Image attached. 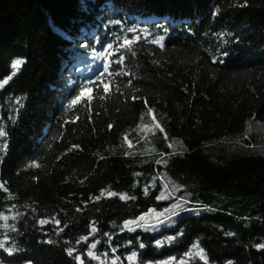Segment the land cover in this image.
<instances>
[{
	"label": "trees",
	"instance_id": "trees-1",
	"mask_svg": "<svg viewBox=\"0 0 264 264\" xmlns=\"http://www.w3.org/2000/svg\"><path fill=\"white\" fill-rule=\"evenodd\" d=\"M121 23L105 73L97 32ZM149 109L185 147L164 166L122 144ZM257 122L264 0H0V262L264 264V154L225 147ZM163 171L201 212L125 229L168 204Z\"/></svg>",
	"mask_w": 264,
	"mask_h": 264
},
{
	"label": "rangeland",
	"instance_id": "rangeland-1",
	"mask_svg": "<svg viewBox=\"0 0 264 264\" xmlns=\"http://www.w3.org/2000/svg\"><path fill=\"white\" fill-rule=\"evenodd\" d=\"M153 116L152 112L143 115L137 127L129 131V134L123 136L122 144L128 150L127 152L143 154L153 159L155 163L159 161L157 164L164 166L167 164L169 157L182 154L185 147L180 140L169 138L165 135L156 118L153 119ZM251 126L225 143L228 152L241 150L264 154V124L257 122L252 123ZM256 132H258L256 141H252L251 138ZM155 136L158 137L154 138ZM159 181L161 190L158 197H163L160 200L168 202V204L163 209H150L134 219L127 220L144 224L149 229L147 231H152L153 233H159L163 229L171 228L181 214L187 212L198 214L201 212L200 208L193 205L189 199L192 185H181L178 180L171 178L165 171L159 177ZM141 217H143V220L140 219ZM136 223L131 224L130 227L136 228V230H145L144 227H136ZM124 224L125 222L123 226ZM195 253L199 254L198 251H195ZM0 264L3 263L0 262Z\"/></svg>",
	"mask_w": 264,
	"mask_h": 264
},
{
	"label": "snow or ice",
	"instance_id": "snow-or-ice-1",
	"mask_svg": "<svg viewBox=\"0 0 264 264\" xmlns=\"http://www.w3.org/2000/svg\"><path fill=\"white\" fill-rule=\"evenodd\" d=\"M125 43H126V44L129 43V41H125ZM111 47H112V46L109 45V48H111ZM223 56H224V57H227V56H228V53H227V52H224V53H223ZM21 63H22V61L17 60V61H15V64H14L13 66L15 67V66H17V65H20ZM108 68H109V65H108V64H105V66H104L105 73L108 72ZM101 75L103 76L104 73H102ZM98 79H100V78L98 77ZM101 82H102V81H101ZM103 86H104L105 91H107V90H108V84L105 83ZM90 91H91V90H90ZM80 99H81V97H80V96H77V97L72 101V104L75 105L78 101H80ZM89 99H91V97H89ZM149 111L151 112V109H149ZM153 119H155L154 116H153ZM161 130H162V129H161ZM157 163H159V161H157ZM108 195H109V196H113V195H116V193L109 192ZM121 198L123 199V198H125V197L122 196ZM133 198H134V197H133ZM162 198H163V197H158V199H162ZM3 218H4V219H7V217H3ZM140 219L143 220V217H141ZM39 223H40L41 225H44V224L46 223V221L42 219V220L39 221ZM56 223H59V221H56ZM133 223H136V222H134V221H125L124 228H125V229H128L129 231H135L136 228L130 227V225L133 224ZM136 227H144L145 230H149V229L147 228L146 225H144V224H140V223H136ZM152 230H155V229H152ZM229 235H231V233H229ZM81 239H84V238L82 237ZM172 239H174V238H171V237L165 238V240H166L168 243H171ZM164 242H165V241H163V240H156V241H155V244H156L157 246H161ZM48 243H51V241H48ZM3 247H4V244H3V243H0V248H3ZM93 247H95V245H93ZM140 247L143 248L144 245L141 244ZM7 251L9 252V254L12 253V249H10V248L7 249ZM67 251H68V254L71 255L72 252H73L74 250L71 249V248H69ZM113 251H115V250H113ZM88 256H89V257H92V256H93V253H92L91 251H89V252H88ZM134 256H135V254L130 255V256L128 257V260H129V261H132V260L134 259ZM201 258L203 259V257H201ZM97 259H98V257H97ZM171 259H174V258H170V260H171ZM76 260H77V261H80L81 264H83V261L81 260V257H80V256H76ZM161 264H169V261L161 262Z\"/></svg>",
	"mask_w": 264,
	"mask_h": 264
}]
</instances>
